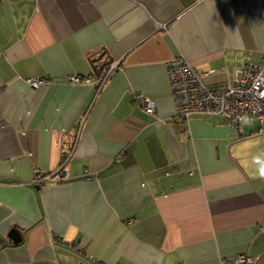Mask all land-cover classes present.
I'll return each mask as SVG.
<instances>
[{
    "label": "crops",
    "instance_id": "1",
    "mask_svg": "<svg viewBox=\"0 0 264 264\" xmlns=\"http://www.w3.org/2000/svg\"><path fill=\"white\" fill-rule=\"evenodd\" d=\"M178 57L262 62L264 0H0V264H264V127L177 117Z\"/></svg>",
    "mask_w": 264,
    "mask_h": 264
},
{
    "label": "built area",
    "instance_id": "2",
    "mask_svg": "<svg viewBox=\"0 0 264 264\" xmlns=\"http://www.w3.org/2000/svg\"><path fill=\"white\" fill-rule=\"evenodd\" d=\"M118 62H113L105 75L107 81L119 69ZM206 74L195 69L186 59L178 57L168 64L170 88L175 103L176 116L188 120L197 114L218 115L224 118L234 129L248 119L260 123V132L264 127V58L259 63H247L241 67L236 77L210 88L204 82ZM74 83H90V77L72 76ZM32 87L44 83L42 79H31ZM98 83V81H96ZM144 109L153 115L156 112L154 99L145 97ZM50 180L41 178L40 184ZM253 259L247 253L222 259V264H251Z\"/></svg>",
    "mask_w": 264,
    "mask_h": 264
},
{
    "label": "trees",
    "instance_id": "3",
    "mask_svg": "<svg viewBox=\"0 0 264 264\" xmlns=\"http://www.w3.org/2000/svg\"><path fill=\"white\" fill-rule=\"evenodd\" d=\"M95 62H96V60H93V63H95ZM112 63L113 62H108L101 67V71H100V73L97 77V80H96V81H98V83H97V89L98 90L105 84V82H107V79H105V75L108 72V69L110 68ZM118 66L120 67V64H118ZM69 156H70V153L65 154L63 162H66ZM45 177H46V175L43 176L42 178H45Z\"/></svg>",
    "mask_w": 264,
    "mask_h": 264
},
{
    "label": "water",
    "instance_id": "4",
    "mask_svg": "<svg viewBox=\"0 0 264 264\" xmlns=\"http://www.w3.org/2000/svg\"><path fill=\"white\" fill-rule=\"evenodd\" d=\"M62 176H64V174H62ZM11 235H12V237L14 238V240L16 241V238H15V236H14V235H15V233H14V232H12V233H11ZM11 235H10V236H11Z\"/></svg>",
    "mask_w": 264,
    "mask_h": 264
}]
</instances>
